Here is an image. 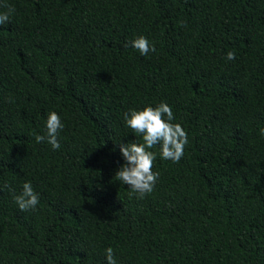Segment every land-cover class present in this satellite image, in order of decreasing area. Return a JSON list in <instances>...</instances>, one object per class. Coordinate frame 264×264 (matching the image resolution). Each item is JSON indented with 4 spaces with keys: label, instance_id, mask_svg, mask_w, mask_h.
<instances>
[{
    "label": "trees",
    "instance_id": "1",
    "mask_svg": "<svg viewBox=\"0 0 264 264\" xmlns=\"http://www.w3.org/2000/svg\"><path fill=\"white\" fill-rule=\"evenodd\" d=\"M2 4L0 264H107L109 247L116 264H264V0ZM161 102L188 144L176 163L151 149L141 199L114 177L142 142L123 116ZM52 111L58 150L35 140ZM26 182L39 203L21 211Z\"/></svg>",
    "mask_w": 264,
    "mask_h": 264
},
{
    "label": "clouds",
    "instance_id": "2",
    "mask_svg": "<svg viewBox=\"0 0 264 264\" xmlns=\"http://www.w3.org/2000/svg\"><path fill=\"white\" fill-rule=\"evenodd\" d=\"M0 7L7 8L6 12H0V25H4L9 22L15 9L6 4ZM130 43L141 55H147L150 51L155 52L154 45H151L144 36L136 37ZM226 58L235 59V53L229 52ZM123 119L125 126L136 136L141 137L142 142L135 140L119 145L124 163L114 177L142 199L154 191L159 178V173L152 170L157 154L151 149L159 147L162 159L179 162L188 144L187 133L179 123H173L175 117L166 102H161L155 107L146 106L142 110L131 109L124 113ZM63 128L60 116L55 111L49 112L45 121V134L36 135L35 140L37 143L47 142L54 150H58L60 148L58 136ZM261 134L264 135V129L261 130ZM13 199L21 211L35 210L39 203V196L30 182L24 183L20 194L14 195ZM105 258L107 264H116L111 247L105 250Z\"/></svg>",
    "mask_w": 264,
    "mask_h": 264
}]
</instances>
